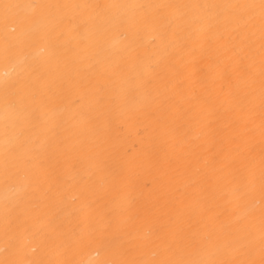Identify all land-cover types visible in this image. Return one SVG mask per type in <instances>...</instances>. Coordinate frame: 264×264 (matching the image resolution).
I'll return each mask as SVG.
<instances>
[{"label": "snow or ice", "instance_id": "1", "mask_svg": "<svg viewBox=\"0 0 264 264\" xmlns=\"http://www.w3.org/2000/svg\"><path fill=\"white\" fill-rule=\"evenodd\" d=\"M0 264H264V0H0Z\"/></svg>", "mask_w": 264, "mask_h": 264}, {"label": "bare ground", "instance_id": "2", "mask_svg": "<svg viewBox=\"0 0 264 264\" xmlns=\"http://www.w3.org/2000/svg\"><path fill=\"white\" fill-rule=\"evenodd\" d=\"M125 146L129 150V153L131 155H134L136 153V151L138 149V145L136 143V134H135V130L134 129L129 130V132H128L127 136H126V139H125ZM142 178L145 181H149L153 177L150 174L145 173Z\"/></svg>", "mask_w": 264, "mask_h": 264}]
</instances>
